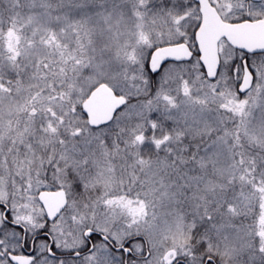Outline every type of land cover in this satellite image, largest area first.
<instances>
[{
    "label": "snow or ice",
    "instance_id": "snow-or-ice-1",
    "mask_svg": "<svg viewBox=\"0 0 264 264\" xmlns=\"http://www.w3.org/2000/svg\"><path fill=\"white\" fill-rule=\"evenodd\" d=\"M0 264H264V0H0Z\"/></svg>",
    "mask_w": 264,
    "mask_h": 264
}]
</instances>
